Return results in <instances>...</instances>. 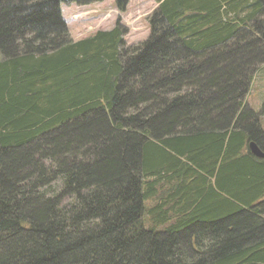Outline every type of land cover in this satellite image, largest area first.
<instances>
[{
    "label": "trees",
    "instance_id": "trees-1",
    "mask_svg": "<svg viewBox=\"0 0 264 264\" xmlns=\"http://www.w3.org/2000/svg\"><path fill=\"white\" fill-rule=\"evenodd\" d=\"M67 1L0 0V264H264V0H153L126 48Z\"/></svg>",
    "mask_w": 264,
    "mask_h": 264
},
{
    "label": "rangeland",
    "instance_id": "rangeland-1",
    "mask_svg": "<svg viewBox=\"0 0 264 264\" xmlns=\"http://www.w3.org/2000/svg\"><path fill=\"white\" fill-rule=\"evenodd\" d=\"M120 11L115 0H99L87 4L67 1L60 4L61 15L68 29L69 40L77 41L94 35L100 30H111L116 24L124 30L123 48L135 46L146 39L149 26L147 17L157 6L153 0H127ZM264 102V65L254 73L245 98V103L256 113ZM259 124L264 132V114L259 115Z\"/></svg>",
    "mask_w": 264,
    "mask_h": 264
},
{
    "label": "water",
    "instance_id": "water-1",
    "mask_svg": "<svg viewBox=\"0 0 264 264\" xmlns=\"http://www.w3.org/2000/svg\"><path fill=\"white\" fill-rule=\"evenodd\" d=\"M249 152L257 158L264 157V152L259 148L254 141H250L248 145Z\"/></svg>",
    "mask_w": 264,
    "mask_h": 264
}]
</instances>
